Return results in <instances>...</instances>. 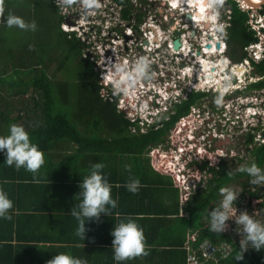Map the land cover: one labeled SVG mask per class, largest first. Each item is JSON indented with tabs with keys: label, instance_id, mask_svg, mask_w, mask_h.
I'll use <instances>...</instances> for the list:
<instances>
[{
	"label": "trees",
	"instance_id": "1",
	"mask_svg": "<svg viewBox=\"0 0 264 264\" xmlns=\"http://www.w3.org/2000/svg\"><path fill=\"white\" fill-rule=\"evenodd\" d=\"M113 2L116 5H130L127 0ZM74 6L75 1L70 7H64L71 9ZM127 10L121 12L122 19H127L129 14ZM233 13V20L237 19L238 23L233 22V26L228 29L230 35L227 37L230 46H234L239 40L244 42L237 46L238 49L250 40L245 41L242 38L248 37L243 35L245 27L242 21L245 17L236 8ZM9 15L20 17L26 23L35 21L36 30L7 27L6 19ZM64 18L54 0H0V136L7 135L10 124L23 125L32 142L44 153L45 160L38 174L33 175L23 168L15 170L5 167L3 165L5 157L0 153V188L7 191L14 209L10 210L11 220L0 219V226L10 232L14 231L17 238H20L23 231L32 237L30 242H33L43 230L44 222L50 220L44 213L54 212L55 209L49 200L50 189L62 190V187L65 191L66 204L64 210L58 212L64 213L62 220H70V209L78 202L75 196L79 192V182L96 162L104 164L102 170L104 176L108 175V172L119 175L118 168L125 172L121 173L123 177L120 179L107 180L111 185V195L118 202L117 208L108 216L110 225L116 224V219L119 221L138 213L134 205L143 204L145 201L150 207L146 206L141 210L142 213L146 208L161 209L157 215L162 219L177 217L178 209L175 204L177 190L175 192L170 189L172 186L169 185V178H163L168 181L166 188L163 189L165 183L161 182L158 190L172 193L174 203L157 205L149 197L151 194L148 193L149 189L155 188L148 186L150 183L146 179L148 175L146 170H152L146 154L179 118L188 114L190 106L203 95L193 93L187 100L177 104L174 115L169 121L163 122L162 128L158 130L148 128L145 133H138L137 125L127 121L125 115L117 111V98L115 101H103L92 63L82 62L83 69L74 80L63 81L53 77L54 74L61 72L70 58L78 56L77 54L86 48L75 32H64L60 29ZM133 28L136 30L137 26ZM27 93L29 97L25 101L23 98ZM15 100L21 101L23 107L15 109L12 106L16 104ZM134 127L137 128L136 133L131 132V128ZM255 155L256 164L261 167L264 161V146L258 148ZM109 163H112L113 167H106ZM205 166L206 163L203 165L201 163L198 167L203 170ZM227 167L223 161L219 164L218 171L209 169L213 173V182L208 185L207 192L197 193L196 198L190 196L191 202L194 200L189 206L191 214L179 220L183 221L180 225L182 232L178 231L177 234L182 237L175 240V237H172L173 239L161 243L171 250L161 251L158 254L159 258L173 260L170 264H185L186 236L194 232L196 243H193L192 247H196L203 240L212 243L230 240L226 235L211 233L208 227L204 228L200 222V214L211 210L213 203L218 201L219 189L225 187L233 178L246 176ZM129 177L140 181L141 186L135 194L127 191L124 186ZM115 184L118 188H114ZM43 200L47 204L46 209L42 208ZM132 206L133 208L129 209ZM153 210L152 213H157ZM172 217L170 218L173 219ZM170 222H166V225ZM185 230L188 232L186 236ZM89 233L84 241L72 237L64 240V243L97 244L99 240H96L97 236L93 234L92 228ZM167 233L175 236L173 229ZM23 240L29 239L24 237ZM107 245H111V241ZM238 251V246L234 245L232 255L216 264H264V250L249 249L243 254V258L237 261L234 257Z\"/></svg>",
	"mask_w": 264,
	"mask_h": 264
},
{
	"label": "flooded vegetation",
	"instance_id": "2",
	"mask_svg": "<svg viewBox=\"0 0 264 264\" xmlns=\"http://www.w3.org/2000/svg\"><path fill=\"white\" fill-rule=\"evenodd\" d=\"M127 1L130 3L129 6L116 5L111 0L113 6L111 5L110 10L117 11L120 21L126 23V27L130 30L134 31L133 27L137 26L139 29L142 26L150 29L149 32L153 35V42L150 43L152 44L150 52L155 60L152 71L153 77L152 79H139L140 87L152 88L156 93L167 91L178 92L181 96L185 94L184 98L182 97L178 101V104L187 100L193 93L208 90V93H201L203 96L190 106L204 124V128L206 127L204 145L211 142V151L225 150L229 155L224 162L229 169L256 163L255 154L258 148L263 147L259 145V140L264 137V132H261L259 127L255 128L250 125L248 130L246 124L239 120L234 125L235 129L231 131V134L216 140L214 135L219 134L221 129L213 128V122L220 113H226L225 110L229 114L236 110L242 117L246 114L247 117L251 118L248 122L258 118L264 119V4L262 3L252 9L248 7L246 1L252 3L254 0H222V3L215 8L217 15L216 19L212 21L208 19L213 11L207 7L210 0H195L194 5L186 6L188 9L180 8L178 10L173 7L171 0H164L163 2L157 0L156 6H153L154 2L151 0H133V3H139L142 5L141 7L131 4L130 0ZM143 6H147L146 10L143 9ZM202 8H205L203 9L204 13L208 14L205 15V18H201L203 21L196 22L193 17L197 12H201ZM234 8L245 17L242 21L245 27L243 35H248V37L242 38L245 41L250 40L238 49L237 46L239 47L244 42L239 40L234 46H230L227 37L230 35L228 29L233 26V22L238 23L237 19L233 20ZM126 9L129 11L128 17L122 19L121 12ZM180 12L184 13L181 14ZM219 24L223 25L222 32L217 30ZM186 26L188 27L187 31L184 30ZM202 31L208 33L205 40L199 39L203 37ZM138 33L140 36L141 32L138 31ZM197 38L200 43L204 40V44H196ZM209 39L216 41L213 45L208 44ZM175 40L179 42L177 50H173ZM145 42L140 44L142 49L147 44ZM168 42H171L173 53L167 50ZM211 50H215L212 52L213 55L207 53ZM219 63H222V67L219 66ZM203 64L206 65V70L203 69L202 71ZM202 76L207 79L208 77L213 78L211 80L213 86H208L206 83L202 84ZM216 82L218 85L220 83L219 89L214 85ZM148 83H151V86ZM226 86H229L228 90L223 91ZM207 96L211 98L206 100ZM218 97L222 101L219 105L215 102ZM126 105L127 103L124 106ZM175 106L173 105L167 114H165L164 109L156 111L158 114L155 115L153 125L144 126L142 129L139 127V132L142 133L147 128H153V130L162 128L163 122L169 121L174 115ZM191 109L188 112L191 113L190 118H192L193 112ZM250 110H252L251 114L249 113ZM186 136L185 133L184 137ZM191 141L195 142L192 139L188 140L187 143H192ZM261 168L264 169V162ZM238 180L239 178H233L226 186L237 184ZM263 192L264 184H260L258 193L261 195Z\"/></svg>",
	"mask_w": 264,
	"mask_h": 264
},
{
	"label": "clouds",
	"instance_id": "3",
	"mask_svg": "<svg viewBox=\"0 0 264 264\" xmlns=\"http://www.w3.org/2000/svg\"><path fill=\"white\" fill-rule=\"evenodd\" d=\"M73 2L74 0H61V4L68 7H70ZM83 3L86 9H92L98 6L97 0H83ZM220 3H222V0H214V2L210 0L208 3L207 7L213 9L208 17L209 20L214 21L216 19L217 14L215 8L218 7ZM201 11H203V8ZM6 26L9 28L15 26L21 30L27 31L36 30L35 21L26 23L22 18L14 15H9L7 17ZM217 30L222 32L223 25H218ZM152 58L153 55L150 51L146 52L143 49L142 51H139L137 58L135 59L139 61H137L135 65L134 76L132 74H122L124 73L123 66L113 64L110 74V79L114 81L113 95L120 92L127 95V87L130 86L131 83L135 80H142V78L147 79V69L153 71L155 66V62ZM204 70H206V65L204 66ZM148 85L151 86V83H148ZM229 86H226L223 91H227ZM143 91H145V88ZM148 91H151L154 94L142 97V107L138 105V108L137 104L135 107L133 105L136 114H134L135 112H130L137 118V121L132 124H136L138 129V122H142L144 126L153 125L155 115L158 114L156 111L164 109L165 114H167L170 111V108L173 105H177L178 101L182 99L181 94L178 92L172 93L163 91L161 93H156L152 88H148ZM222 94L223 92L221 95ZM215 102L219 105L222 102L221 98L218 97ZM130 103H132V101ZM123 105L121 104V110L123 109L122 112L132 107V105L127 103V105L124 106L126 109H124ZM124 115L126 116L125 113ZM207 152L209 153L208 150ZM0 153L5 157L3 161L5 167H11L15 170L23 168L25 171L30 172L33 175L38 174L39 170L45 163L44 153L38 148L37 144L32 142L30 135L25 130L24 126L14 123L8 126L7 135L0 136ZM148 153L146 154V157ZM176 154H178V152L174 155ZM177 163L181 164V161ZM219 164L217 169L215 167H211V169L218 171ZM103 168L104 164L101 162L93 163L90 166L83 180H80L79 182V192L75 196L78 202L70 209V215L76 222L74 234L83 241L85 240V233L87 231L85 228L86 222H98L101 215L108 217L111 215L112 210L117 208V199L113 198L111 195V185L104 177L102 171ZM125 168L127 169V166H125ZM235 170L238 173L246 174V176H241L239 180L241 178L243 181L249 180V183L245 185L240 183L238 186V180L237 184L221 187L219 189V195L221 197L219 204H212L213 208L206 212L205 216L208 221V230L217 235H223L221 233L227 231L229 227L228 222H234L235 233H230L229 238L230 240L235 241L237 240V235L240 237L239 246L236 243L233 244L238 246L239 251L234 257V259L238 261L243 258V254L249 249L255 251L264 250V222L262 223L261 221L254 219L247 211H240L237 214L234 201L240 193L234 190V188L237 189L240 187L244 192H248L255 197L251 200H259L260 194L258 193V187L259 184H264V169L258 167L256 163H251L241 165L239 168H235ZM208 173L211 178L207 182L206 187L196 193L207 190L210 182H213V173L209 169ZM228 174L231 175V173ZM124 186L127 191L135 194L138 192L141 185L138 179L129 177ZM190 199L192 198H188L185 202ZM10 210H14L13 201L9 198L7 191L0 188V219L11 220L12 215ZM110 235L112 237V258L116 264H123L125 261H130L133 258L146 256L148 254L146 251L144 230L138 225L134 218L126 216L120 219L115 226L112 227ZM46 264H87V261L83 258H78L68 253L61 252L53 256L46 262Z\"/></svg>",
	"mask_w": 264,
	"mask_h": 264
},
{
	"label": "rangeland",
	"instance_id": "4",
	"mask_svg": "<svg viewBox=\"0 0 264 264\" xmlns=\"http://www.w3.org/2000/svg\"><path fill=\"white\" fill-rule=\"evenodd\" d=\"M74 1H75V6L72 7L71 9L65 8L67 6L63 7V5L58 6L61 11V14L65 16L64 22L61 25L60 29H62L64 32L65 31L75 32L76 36L86 45V48L83 49L81 52H79L77 54L78 56H75L74 58H70V60L68 61L66 66L63 67L61 72L59 74H54L53 77L55 76L54 78L56 80H63V81L64 80L70 81L72 79L74 80L83 69V64H81L82 62L87 61L89 63H92L95 67L94 72L97 74L99 80V86L101 88L100 95L103 101L110 102V101H115L116 100L115 98H118L116 100V109L118 112H122L123 110V109L121 110L120 108L122 101L132 105V107L122 112L123 114L125 113L126 116L129 118V115L131 114L130 112H135L134 107L136 104L138 108H139L138 105L142 107L143 105V102H141L142 97L154 93L148 91V89L146 88L145 91L142 92L139 87L140 84L138 83V80H135L133 83L130 84V86L127 87V95H125V93L123 92L113 95L114 81L110 79L112 65L119 64L123 66L124 69V73L122 74H132L134 76L135 65L137 61H139L135 59L137 58L138 52L142 51L140 44L144 40H147L146 37H148L150 29L145 28L144 31L143 30L144 28L140 26L139 29L133 31L127 28L126 27L127 24L120 21L118 12L112 9L110 10V7L112 5L111 0H97L98 6L92 9H86L84 7L83 0H74ZM151 1L154 2V6L158 4L157 0H151ZM160 1L163 2L164 0H160ZM180 13L183 14L184 12H180ZM187 29L188 27L186 26L184 30L187 31ZM196 30L198 29L196 28ZM138 31L141 32L140 36ZM196 33L198 34L197 31ZM199 39H202V37ZM199 39L198 38L196 39L195 41L196 44L199 42ZM49 72L51 73V71ZM49 72L48 74H50ZM147 76L148 78L152 79L153 76L151 69L150 70L147 69ZM28 97H29V93H27L24 96L23 100L25 101L28 100ZM210 98H211L210 96H207L206 100H209ZM130 100L132 101V103H130L131 102ZM15 101L16 104L12 105L15 109L23 107L21 101L19 100L18 101L15 100ZM191 110L193 111L192 118L194 117L195 119L194 118L193 119L190 118V120H187V118L179 119L178 122H176L173 125V127L170 128L166 132V134L163 137H161L152 146V148L157 147L159 151L158 153L162 155V159H160L158 154H156L155 156L156 158L153 157V159L155 158L156 163L162 162L163 160L166 159V157L167 158L172 157L176 152H179V148H183V146H187V148L189 149L191 148V150H195V148L193 147L200 148L197 144L198 141L200 146L204 148V150H208L210 153V155L208 156L209 160H207L205 156H203V160L206 161L207 163L208 162L214 163L217 161V157L214 152L219 149L211 151L212 149L210 147L211 142L208 143L207 145H204V140L206 139V127L203 128L204 124H202L200 118L196 116L195 110L193 109ZM134 114H136V112ZM187 115L191 116L190 113H188ZM126 116L124 117L126 118ZM150 129L153 130V128ZM136 130L137 128H133L131 132L136 133ZM147 130L148 128L144 129L142 133H145ZM138 133L140 132L138 131ZM185 133L187 135L186 137H184ZM199 135H202V138H198ZM217 137H218L217 135L216 136L214 135V138L216 140ZM192 139H194L195 142L191 141L192 143L190 142L187 143L188 140H192ZM197 152L198 150H196V153ZM164 153H170V154H164ZM163 154L165 157H163ZM153 159H151V162H153ZM177 159L179 158L175 157V160ZM149 165H150V161H149ZM193 165L194 164H191L190 166ZM209 169H211V167H209ZM204 179H205L204 177L198 175V177H196L195 180L202 181ZM247 183H249V180L241 182V184L244 185ZM199 189H203V188L199 187L198 189H195L193 193H196ZM258 203L255 202V205L258 206ZM256 220H259L263 223L264 216L258 219L256 218Z\"/></svg>",
	"mask_w": 264,
	"mask_h": 264
},
{
	"label": "crops",
	"instance_id": "5",
	"mask_svg": "<svg viewBox=\"0 0 264 264\" xmlns=\"http://www.w3.org/2000/svg\"><path fill=\"white\" fill-rule=\"evenodd\" d=\"M111 164L112 163H109L106 167H110ZM118 170L120 172L119 175H116L115 173L111 174V172H108V175L104 176L105 179L112 181L122 178L123 176L121 175V173L125 172L120 170V168H118ZM146 172L148 174L146 179L150 183V185L148 186L155 188L149 189L148 193H151L149 197L153 200L152 202L157 205H168L175 202L172 193H164L163 191L159 192L158 190L160 189L161 182L162 184L165 183L163 184V189L166 188L168 181L163 178H169V185L172 186L170 189L174 190L175 192L177 190V202L175 204H177L178 215L177 217L170 216L173 219H171L170 217H165V219H162L160 215H157L160 213L161 209H151L157 213H152L151 210L147 208L143 213L141 212L142 209L148 206L146 201L143 202V204L138 203L137 205H134L135 211L139 212L130 215V217L134 218L138 225L144 230L146 251L148 254L146 256L133 258L130 261H125L123 262V264H170L173 262V260L169 258L161 259L158 257V254H160L161 251L171 250L167 249V247L163 246L161 243L167 241V239H173L172 237H175L174 240L180 239L182 237L177 234L178 231L182 232V230L180 229V225L181 222L183 223V221L179 220L186 218V216L188 217V215L191 214L192 210L189 206H191L194 200H192L191 202L190 199V201L185 202L182 199L180 191L173 185L170 177L157 173L153 169L146 170ZM154 183H156L157 185H153ZM113 186L114 188H118L117 184ZM205 192H207V190L198 193L202 194ZM194 196L196 198L197 193H193L192 197ZM220 199L221 197L219 196L218 201L213 204L218 205ZM45 200H43L44 202L42 203L43 209L47 208ZM49 200L52 202L51 205L55 208L54 212L44 213V216H49L50 220H46L44 222L43 230L39 232L36 240H34L33 242H30V239L32 237L23 231L21 232L20 238H17V235L14 231L10 232L9 230L3 228V226H0V264H46L48 260H50L57 253L61 252L68 253L78 258H83L87 261V264H116V262L112 258L113 253L111 245H107L112 239L110 232L112 230V227L115 226V223L110 225L108 217L101 215L98 222L88 221L85 224V228L87 229L85 236L90 234L89 232L92 228L93 234L97 236L96 240H99L97 241V244H65L64 240L76 237L74 234L76 229V222L75 220H72V217H70V220H62L61 217L64 213L58 212V210H64L66 204L65 191L63 187L62 190H54V188H51ZM75 204L73 205V207L75 206ZM131 208H133V206L129 209ZM205 213L206 211L200 214L201 223L203 219V217L201 216ZM57 216H59L60 218ZM167 218H169L168 220L171 221L168 225H166V222H169L167 221ZM177 221L180 222L178 224L179 226L177 225ZM117 222L118 219H116V223ZM162 223L163 226H161ZM172 229L175 232V236L167 233ZM187 234L188 232L185 230V236ZM193 234L196 233L194 232L191 235ZM191 235L189 234L186 236L185 244L186 242H189V238ZM24 237L28 238L29 240H23Z\"/></svg>",
	"mask_w": 264,
	"mask_h": 264
},
{
	"label": "built area",
	"instance_id": "6",
	"mask_svg": "<svg viewBox=\"0 0 264 264\" xmlns=\"http://www.w3.org/2000/svg\"><path fill=\"white\" fill-rule=\"evenodd\" d=\"M54 2L56 5H62L61 1L54 0ZM131 4H134L135 6H139V7L142 6L139 3L138 4L133 3V1H131ZM146 8L147 6H143L144 10H146ZM143 30L145 31V28ZM202 34H203L202 38L205 40L206 39L205 36L208 35V33H206V31H202ZM146 38L147 40H144V41L149 42V40H152L153 42V35L151 32H149L148 37ZM204 40L202 43L198 42L197 44L203 45ZM214 41L216 40L208 41V43L213 45ZM151 46L152 44L148 43L147 45H145V47H143V50L148 52L150 51ZM167 47H168L167 49L168 52L173 53L171 49V42L167 43ZM152 60L155 62L154 58H152ZM205 83H206L205 80H203L202 84H205ZM140 88L144 90V87H140ZM143 90L141 91L143 92ZM208 92H209L208 90L201 91V93H208ZM172 93H175V92H172ZM184 96L185 94H183L182 97L184 98ZM121 103L125 105L123 101ZM120 108H122V106ZM124 109L126 108L124 107ZM251 111L252 110L249 111L250 114L252 113ZM225 112L226 113H223V114L220 113L219 116L216 118L215 122H213V126H214L213 128L221 129V132L219 134H216L218 136L217 139L223 138L224 136L231 134L232 133L231 131L235 129L234 125H236L237 121L239 120L246 124V127H248V130L250 129L249 128L250 125H253L252 127H255V128L259 127L260 128L259 130H261V132H264V119L263 118L262 119L258 118L257 120H252L248 122V120H251V118L249 116L247 117L246 114L245 116L242 117L239 113L236 112V110H234V112L230 114L227 113L226 110ZM181 118H187V120H190V117L188 115H185ZM127 120L130 123H134L135 121H137V118L133 116L132 114H130L129 118L127 117ZM138 126L141 129L144 127L142 122H138ZM198 138H202V135H199ZM259 141H260L259 145L264 146V137L261 138ZM198 146H199V141H198ZM199 147L200 148L193 147L195 148V150H191V148L189 149L187 148V146H183V148H179L178 154L174 155L175 157H178L179 159L175 160L174 156L173 158L166 157L165 160L159 163H156L155 156L156 154H158L160 159H162V155L158 153L159 151L157 147L150 149L147 155L150 161L151 168L157 173L170 177L173 185L176 188H178L179 191L182 193L181 196L184 201L188 200V198L192 196V193L194 192L195 189H198L199 187H202L204 189L206 187L207 182L211 178L210 174L208 173L209 167H215L217 169L218 164L224 161L226 158H228V155H229L226 153L225 150H216L214 153L217 157V161L214 163H211V162L207 163L206 161L203 160V156H205L207 160H209L208 156L210 155V153H208L207 150H204V148H202L201 146ZM196 150H198L197 153H196ZM153 157L155 158L153 159ZM163 157H165L164 154H163ZM151 159H153L154 163L151 162ZM179 161H181V164L177 163ZM201 163L202 165L206 163V166L203 168V170H201L198 167L199 165H201ZM156 164H157V167H156ZM191 164H194V165L190 166ZM198 175H200L201 177H204L205 179L202 181L195 180L196 177H198ZM242 181L243 179L241 178L239 180L238 186L240 185ZM234 190L240 193L237 199L234 201V204L237 209V214L240 211H247L248 214L252 215L254 219L256 218L258 219L264 216V192L260 195L259 200H251L255 198L252 194H249L248 192H244L240 187L237 189L234 188ZM255 202L256 203L259 202L258 206L255 205ZM201 217H203L202 219L203 227L204 228L208 227V221H207L205 214H202ZM229 221H232V220H229ZM228 225L229 227L227 231L221 234L229 237L230 233L231 234L235 233L234 231L235 225H234V222H228ZM236 238L237 240L235 241L229 240V241H220V242H215V243H212L208 240H203L199 242L196 247H192V244L196 243V234L191 235L189 238V242H186V244L184 245V249L186 251L185 264H205L208 262L216 264L219 261L226 260L233 253V250H234L233 244L236 243L239 246L240 237L237 235Z\"/></svg>",
	"mask_w": 264,
	"mask_h": 264
},
{
	"label": "bare ground",
	"instance_id": "7",
	"mask_svg": "<svg viewBox=\"0 0 264 264\" xmlns=\"http://www.w3.org/2000/svg\"><path fill=\"white\" fill-rule=\"evenodd\" d=\"M255 2H257V1H252V4L253 3H255ZM171 4L173 5V7H175V8H177L176 10H178V9H182V8H187L188 9V7H186V6H189V5H191V4H195V0H171ZM192 5V6H193ZM58 6H62V5H58ZM64 7V6H63ZM203 9H205V8H203ZM200 11V10H199ZM177 12V11H176ZM206 14H208V13H206ZM205 13H204V10L203 11H201V12H197L196 14H195V16L193 17L194 18V20L196 21V22H198V21H203V20H201V18H205V15H206ZM207 17V16H206ZM65 32H67V31H65ZM211 37V36H210ZM152 40H149V42H145V43H152L151 42ZM156 41V40H155ZM209 41H212L211 39H209ZM208 44H210V43H208ZM173 52V51H172ZM176 52V51H175ZM185 52V51H184ZM212 52H215V50H211V51H209V52H207V53H209V54H214V53H212ZM178 54V53H177ZM184 56V55H183ZM209 56V55H208ZM188 57V56H187ZM219 66L220 67H222V63H219ZM204 69V68H203ZM203 69H202V71H203ZM190 70V69H189ZM214 71V70H213ZM188 73V72H187ZM190 73V72H189ZM205 76H207V75H205ZM203 77V76H202ZM213 79V78H212ZM211 79V77H208V79L206 78V77H203V80H205V82H206V84L208 85V86H213V84H212V80ZM218 89L220 88V83H219V85H218V82H216L215 84H214ZM126 99V98H125ZM186 192V191H185ZM193 194V193H192Z\"/></svg>",
	"mask_w": 264,
	"mask_h": 264
},
{
	"label": "water",
	"instance_id": "8",
	"mask_svg": "<svg viewBox=\"0 0 264 264\" xmlns=\"http://www.w3.org/2000/svg\"><path fill=\"white\" fill-rule=\"evenodd\" d=\"M264 4V0H258L257 2H255V3H248V1H246V4L248 5V7H250V8H252V9H254V8H256V7H258L260 4ZM147 45V44H146ZM209 47V45L207 46V48ZM179 48V42L177 41V40H175L174 42H173V50H177ZM204 66H205V64H203V66H202V69L204 68ZM201 69V70H202Z\"/></svg>",
	"mask_w": 264,
	"mask_h": 264
}]
</instances>
